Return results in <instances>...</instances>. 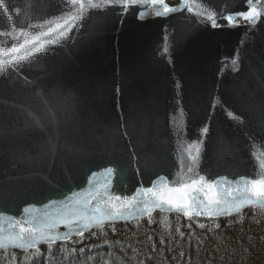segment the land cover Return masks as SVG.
Wrapping results in <instances>:
<instances>
[{
  "label": "water",
  "instance_id": "1",
  "mask_svg": "<svg viewBox=\"0 0 264 264\" xmlns=\"http://www.w3.org/2000/svg\"><path fill=\"white\" fill-rule=\"evenodd\" d=\"M253 180L264 0H0V251L155 212L230 217L264 205ZM193 182L186 208L146 191Z\"/></svg>",
  "mask_w": 264,
  "mask_h": 264
},
{
  "label": "trees",
  "instance_id": "2",
  "mask_svg": "<svg viewBox=\"0 0 264 264\" xmlns=\"http://www.w3.org/2000/svg\"><path fill=\"white\" fill-rule=\"evenodd\" d=\"M0 264H264V206L220 219L156 212L67 243L3 250Z\"/></svg>",
  "mask_w": 264,
  "mask_h": 264
},
{
  "label": "snow or ice",
  "instance_id": "3",
  "mask_svg": "<svg viewBox=\"0 0 264 264\" xmlns=\"http://www.w3.org/2000/svg\"><path fill=\"white\" fill-rule=\"evenodd\" d=\"M152 2L156 3L158 2V0H152ZM171 11H174V9L167 8V7L164 8L165 13L171 12ZM255 14H256L255 9H251L250 12L248 13H244V12L238 13V15L244 17L245 19H250ZM228 19H229V22H231V17H229ZM61 35H63V33H61ZM38 50L39 49H37V51ZM13 51H17V49H13ZM108 171H111V169H108ZM250 184H251L252 195L256 197L258 201H264V180H253V181H250ZM207 187H208V193L205 194L204 199L207 201L209 205L211 204L219 205L221 203V200L217 196L216 192L213 191V186L208 185ZM146 191L148 193H151L153 196H157L161 204H167L170 206H175L177 208H186L198 202L197 194L200 193L202 189L196 187V183L193 182L192 184H185L179 187H168L166 190V193L163 191L160 193H157L153 191L152 188H148ZM117 199H120V197H117ZM116 215H119V212H117ZM45 226L52 228V227H55L56 225L46 224ZM34 231L35 230L32 228H25L23 226H21L20 228L21 233L34 232ZM16 239H23V236L16 237Z\"/></svg>",
  "mask_w": 264,
  "mask_h": 264
},
{
  "label": "flooded vegetation",
  "instance_id": "4",
  "mask_svg": "<svg viewBox=\"0 0 264 264\" xmlns=\"http://www.w3.org/2000/svg\"><path fill=\"white\" fill-rule=\"evenodd\" d=\"M166 4L168 6H175L179 4V0H166ZM221 24H225V21L220 22Z\"/></svg>",
  "mask_w": 264,
  "mask_h": 264
},
{
  "label": "bare ground",
  "instance_id": "5",
  "mask_svg": "<svg viewBox=\"0 0 264 264\" xmlns=\"http://www.w3.org/2000/svg\"><path fill=\"white\" fill-rule=\"evenodd\" d=\"M141 219H143V218H141ZM141 219H140V220H141Z\"/></svg>",
  "mask_w": 264,
  "mask_h": 264
}]
</instances>
